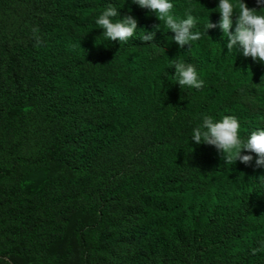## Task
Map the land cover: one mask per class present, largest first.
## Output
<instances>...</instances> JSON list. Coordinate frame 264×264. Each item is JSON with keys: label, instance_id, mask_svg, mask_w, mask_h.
<instances>
[{"label": "trees", "instance_id": "obj_1", "mask_svg": "<svg viewBox=\"0 0 264 264\" xmlns=\"http://www.w3.org/2000/svg\"><path fill=\"white\" fill-rule=\"evenodd\" d=\"M170 2L193 32L219 23V0ZM109 4L138 21L126 42L95 23ZM156 15L132 0H0V137L31 114L49 131L41 154L0 164V264H264V166L191 141L205 116L237 117L242 139L264 129V63L228 52L218 26L181 48ZM175 62L204 86H180ZM46 168L73 184L27 180Z\"/></svg>", "mask_w": 264, "mask_h": 264}, {"label": "clouds", "instance_id": "obj_2", "mask_svg": "<svg viewBox=\"0 0 264 264\" xmlns=\"http://www.w3.org/2000/svg\"><path fill=\"white\" fill-rule=\"evenodd\" d=\"M132 3L146 8L156 15L159 20H164L167 28L175 35L172 40L181 48L190 45L193 41H198L203 35H207L208 29L217 26L227 36L228 52L239 47L245 57H251L254 61L264 63V0H256L258 8H250L244 0H219L218 6L212 9L220 14L218 25L209 19L205 25L206 32H193L196 27V17L188 13L186 18L179 19L172 14L174 5L170 0H132ZM236 16L235 31H231L233 26V16ZM120 19L113 21L114 17ZM95 23L103 29V34L111 41L126 42L135 34L138 21L132 15H125L121 18L119 10L111 4L99 15ZM158 27V26H157ZM33 39L37 46L43 43L39 35V28L31 29ZM155 32L144 34L141 39L145 42L152 41ZM175 74L178 76L180 86H189L200 89L204 86V80L200 79L197 68L192 64L183 62L174 63ZM240 122L237 117L226 115L220 121H214L211 116H205L203 123L193 129L192 139L196 144H207L214 146L217 151L222 152L226 164L232 165L236 160L248 165L252 162V155H242V150L254 153L256 156V166H264V129L252 131L250 136L242 139L240 136ZM203 141V142H202ZM264 251V242L260 248H254L253 254ZM10 264V261H5Z\"/></svg>", "mask_w": 264, "mask_h": 264}, {"label": "rangeland", "instance_id": "obj_3", "mask_svg": "<svg viewBox=\"0 0 264 264\" xmlns=\"http://www.w3.org/2000/svg\"><path fill=\"white\" fill-rule=\"evenodd\" d=\"M48 139L49 131L42 119L33 114L29 115L22 123L8 129L0 137V164L6 165L12 155L41 154L47 147ZM27 180L29 182L44 180L50 184L51 188L64 187L74 182L58 169L49 168L30 171ZM78 220L74 222L73 227ZM70 240L71 238H67L62 242L58 252L60 255L66 254ZM2 249L3 246L0 243V253ZM77 257V254L72 256V264L75 263Z\"/></svg>", "mask_w": 264, "mask_h": 264}]
</instances>
